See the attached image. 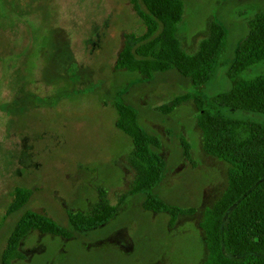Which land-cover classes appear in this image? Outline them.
<instances>
[{"label":"rangeland","instance_id":"374dc122","mask_svg":"<svg viewBox=\"0 0 264 264\" xmlns=\"http://www.w3.org/2000/svg\"><path fill=\"white\" fill-rule=\"evenodd\" d=\"M183 1L177 36L187 53L197 50L212 21L227 31L217 71L201 88L175 69L151 78L115 69L127 37L146 31L129 0H0V253L26 210L69 229L67 213L90 212L104 201L116 205L125 196L110 222L71 239L31 231L19 246L24 259L12 264H204L201 223L227 187L229 165L203 150L193 101L169 114L157 107L182 94L212 98L229 91L236 48L248 22L264 12V0ZM261 74L264 61L240 77ZM118 100L161 140L167 171L154 190L129 195L137 172L132 140L115 126ZM217 110L264 123L263 113ZM16 187L32 196L8 214ZM150 195L193 212L170 227L167 213L143 209Z\"/></svg>","mask_w":264,"mask_h":264},{"label":"trees","instance_id":"16d2710c","mask_svg":"<svg viewBox=\"0 0 264 264\" xmlns=\"http://www.w3.org/2000/svg\"><path fill=\"white\" fill-rule=\"evenodd\" d=\"M129 1L146 31L139 36L127 37L115 69L136 72L146 78L175 69L196 88L208 84L226 49L224 25L212 21L197 50L187 53L181 48L177 36L185 13L183 0ZM263 61L264 12H258L248 22V32L236 48L235 60L227 74L232 81L229 91L212 98L182 94L157 107V111L169 114L181 104L193 101L197 107L203 150L229 165L227 187L205 210L201 223L208 249L204 264H264V123L231 119L220 115L217 110L221 107L264 114V74L252 79L240 77L244 71ZM114 106L116 128L133 143L130 162L137 176L129 195L154 190L167 171L166 161L159 154L161 140L156 135L147 134L141 127L134 107L120 100ZM183 146L189 157L188 144L183 142ZM31 196L32 190L16 187L8 214L22 210ZM124 198L121 197L116 205L104 201L90 212L67 213L69 229L46 214L24 211L6 239L0 264L24 259L19 246L31 231L71 239L78 232L105 225L116 216ZM142 207L154 213H167L170 227L174 226L178 216L193 212V209L170 205L156 195L148 196Z\"/></svg>","mask_w":264,"mask_h":264}]
</instances>
